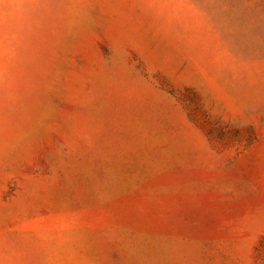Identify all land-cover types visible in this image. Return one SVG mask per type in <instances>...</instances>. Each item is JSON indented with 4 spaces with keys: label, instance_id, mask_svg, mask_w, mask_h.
Masks as SVG:
<instances>
[{
    "label": "rangeland",
    "instance_id": "obj_1",
    "mask_svg": "<svg viewBox=\"0 0 264 264\" xmlns=\"http://www.w3.org/2000/svg\"><path fill=\"white\" fill-rule=\"evenodd\" d=\"M0 264H264V0H0Z\"/></svg>",
    "mask_w": 264,
    "mask_h": 264
}]
</instances>
